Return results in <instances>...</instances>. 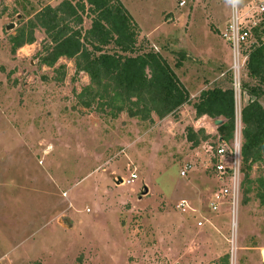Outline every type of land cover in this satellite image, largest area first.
Listing matches in <instances>:
<instances>
[{
  "label": "rangeland",
  "instance_id": "374dc122",
  "mask_svg": "<svg viewBox=\"0 0 264 264\" xmlns=\"http://www.w3.org/2000/svg\"><path fill=\"white\" fill-rule=\"evenodd\" d=\"M61 1L0 0V264H214L223 254L229 264H264V206L254 185L244 194L241 176L233 244L225 204L208 211L219 189L208 169L218 143L207 132L213 120L203 129L208 138L192 148L185 128L204 124L189 105L164 123L154 115L112 118L94 104H78L88 78L73 75L72 61L39 63L41 29L33 30L32 44L10 52L9 38ZM119 1L136 24L137 49L159 54L190 102L201 90L233 88L232 52L222 33L231 4L243 18L255 0ZM238 82L251 83L244 67ZM247 99L239 88L237 111ZM258 102L264 110V97ZM184 164L192 167L180 176ZM131 173L136 177L126 183ZM261 176L264 156L249 172L251 180ZM195 219L204 224L194 227Z\"/></svg>",
  "mask_w": 264,
  "mask_h": 264
},
{
  "label": "trees",
  "instance_id": "16d2710c",
  "mask_svg": "<svg viewBox=\"0 0 264 264\" xmlns=\"http://www.w3.org/2000/svg\"><path fill=\"white\" fill-rule=\"evenodd\" d=\"M87 14L90 23L83 30ZM35 29H41L46 37L39 54L41 65L51 68L63 58L73 62L74 76H87L88 84L76 95L83 108L94 104L99 113L112 118L125 113L129 118L152 121V115L161 120L189 105L193 117L221 121L216 127L218 142L232 138V88L201 90L190 102L165 60L152 51L137 49L136 24L119 0H62L54 7L47 5L9 38L10 52L32 44ZM241 53L246 55L244 69L251 81L240 84L241 92L249 95L240 109L241 176L246 184L243 193L251 192L254 185V197L264 206V176L249 178L251 166L264 156V110L258 102L264 97V18L250 30V36L241 44ZM185 138L195 148L208 135L201 128L195 131L187 127ZM214 264H229L228 255L223 254Z\"/></svg>",
  "mask_w": 264,
  "mask_h": 264
},
{
  "label": "built area",
  "instance_id": "2783aa9c",
  "mask_svg": "<svg viewBox=\"0 0 264 264\" xmlns=\"http://www.w3.org/2000/svg\"><path fill=\"white\" fill-rule=\"evenodd\" d=\"M227 28L222 33L225 41L229 43L232 52V81H233V98L235 94H239L238 74L244 67L246 55L241 53V44L250 36V30L256 27L264 18V5L262 0H255L247 6V14L243 18L237 10L234 3L230 6V14L228 16ZM238 116V118H237ZM241 125L240 111L234 106V126L232 138L229 141H219L214 150H209L208 169L212 172L214 178L219 183V189L213 193L212 200L208 203V211L217 212L220 205L225 204L229 211V228L230 243L235 242L236 235V212L239 199V186L241 182ZM191 164H184V168L180 170L179 175L184 176L190 170ZM135 174L131 173L126 183H130L135 179ZM178 207H186L184 201H180ZM227 211V212H228ZM201 222L197 221L196 225L201 226Z\"/></svg>",
  "mask_w": 264,
  "mask_h": 264
},
{
  "label": "crops",
  "instance_id": "0c3cea01",
  "mask_svg": "<svg viewBox=\"0 0 264 264\" xmlns=\"http://www.w3.org/2000/svg\"><path fill=\"white\" fill-rule=\"evenodd\" d=\"M189 96H190V97H193V96H191V95H189ZM191 111H192V110H191ZM177 113H179V112H177ZM192 115H193V112H192ZM152 116H153V115H152ZM203 118H204V120H203ZM199 119H201L199 122L204 124V125L202 124L203 126H199V127H201V129H204V128H206L207 126H209V125L207 124V120H209L208 118H206V117H200ZM199 119H198V120H199ZM152 120H154V119L152 118ZM158 122L164 123V121H162V119L159 120ZM199 122H198V123H199ZM193 127H195V126H193ZM216 127H217V126H216ZM216 127L213 128V129H212V128H211V129L207 128V132L210 133V134H211V133H214V132L216 133ZM192 129H193V128H192ZM198 129H199V128H198ZM193 130H194V129H193ZM207 132H206V133H207ZM198 197L200 198L201 196H198ZM200 201H201V199L199 200V202H200ZM216 217H219V218H220V215H219V214H218V215H215V218H216ZM219 218H218V219H219ZM196 220H197V219H195V224H194L195 226H194V227H198V226L196 225V222H197L198 220H197V221H196ZM200 222L202 223V224H201V226H202L204 223L202 222V220H201ZM201 226H200V227H201ZM207 226H208V225H207ZM217 258H218V257H217Z\"/></svg>",
  "mask_w": 264,
  "mask_h": 264
},
{
  "label": "water",
  "instance_id": "95a60500",
  "mask_svg": "<svg viewBox=\"0 0 264 264\" xmlns=\"http://www.w3.org/2000/svg\"><path fill=\"white\" fill-rule=\"evenodd\" d=\"M10 28H12V25L5 26V29H10ZM212 123H213L215 126H219V125L221 124V121L218 120V119H215V120L212 121ZM119 182H121L120 179L117 180V183H119ZM142 194H143V195L146 194V189H145V188H144ZM260 259H261V261L264 263V249H261V250H260Z\"/></svg>",
  "mask_w": 264,
  "mask_h": 264
}]
</instances>
